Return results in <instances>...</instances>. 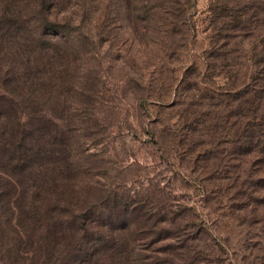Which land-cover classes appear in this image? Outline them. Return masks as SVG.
I'll return each mask as SVG.
<instances>
[{"label":"rangeland","instance_id":"rangeland-1","mask_svg":"<svg viewBox=\"0 0 264 264\" xmlns=\"http://www.w3.org/2000/svg\"><path fill=\"white\" fill-rule=\"evenodd\" d=\"M158 1L50 12L72 46L38 107L68 126L77 206L119 209L118 264H264V0Z\"/></svg>","mask_w":264,"mask_h":264},{"label":"trees","instance_id":"trees-1","mask_svg":"<svg viewBox=\"0 0 264 264\" xmlns=\"http://www.w3.org/2000/svg\"><path fill=\"white\" fill-rule=\"evenodd\" d=\"M63 1L0 0V264H118L129 247L118 241L119 209L105 222L101 206L78 208L68 126L38 107L72 46L71 22L50 15Z\"/></svg>","mask_w":264,"mask_h":264}]
</instances>
